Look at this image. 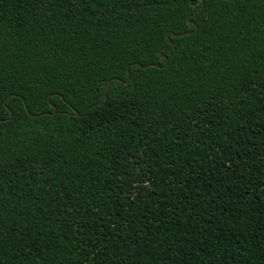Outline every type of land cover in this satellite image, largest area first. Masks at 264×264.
<instances>
[{
	"label": "trees",
	"instance_id": "1",
	"mask_svg": "<svg viewBox=\"0 0 264 264\" xmlns=\"http://www.w3.org/2000/svg\"><path fill=\"white\" fill-rule=\"evenodd\" d=\"M192 13L0 0V264H264V0Z\"/></svg>",
	"mask_w": 264,
	"mask_h": 264
},
{
	"label": "water",
	"instance_id": "2",
	"mask_svg": "<svg viewBox=\"0 0 264 264\" xmlns=\"http://www.w3.org/2000/svg\"><path fill=\"white\" fill-rule=\"evenodd\" d=\"M203 2H204V0H202V2H201V6H199V9L202 7ZM196 12H197V11H196ZM196 12H195V13H196ZM189 22L192 23V24H194V29H193L192 31H188V32H186V34H191V33L195 32L196 29H197V26L195 25V23H194L193 21L190 20ZM183 34H184V33H177V34H175V36H181V35H183ZM168 41H169V44H171V39H170V38H168ZM136 64H137L138 66H140V67H144V68H147V67H149V66H157V64H146V65H142V64H140V63H136ZM129 79H130V72H129V70H127V79H126L125 81H122V83H124V84L128 83ZM113 80H119V79H118V78H112V79H110V80L108 81V83H107L106 89H105L103 95L101 96V98H100L97 102H95V103H93L92 105H90L89 107H87V108L85 109V111L89 110L90 108H93V107L97 106L99 103H101V102L103 101V99L105 98V96H106V94H107V92H108V90H109V88H110L111 83H112ZM75 114H76V115H80L78 112H76Z\"/></svg>",
	"mask_w": 264,
	"mask_h": 264
},
{
	"label": "snow or ice",
	"instance_id": "3",
	"mask_svg": "<svg viewBox=\"0 0 264 264\" xmlns=\"http://www.w3.org/2000/svg\"><path fill=\"white\" fill-rule=\"evenodd\" d=\"M202 2V0H192V6H193V15H195V12L199 10V5Z\"/></svg>",
	"mask_w": 264,
	"mask_h": 264
}]
</instances>
